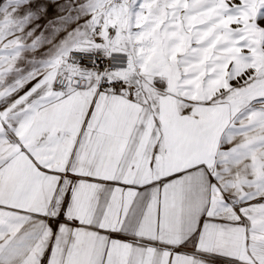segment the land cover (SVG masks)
Listing matches in <instances>:
<instances>
[{"label":"snow or ice","instance_id":"obj_1","mask_svg":"<svg viewBox=\"0 0 264 264\" xmlns=\"http://www.w3.org/2000/svg\"><path fill=\"white\" fill-rule=\"evenodd\" d=\"M74 51L0 39V264H264V0H91Z\"/></svg>","mask_w":264,"mask_h":264},{"label":"crops","instance_id":"obj_2","mask_svg":"<svg viewBox=\"0 0 264 264\" xmlns=\"http://www.w3.org/2000/svg\"><path fill=\"white\" fill-rule=\"evenodd\" d=\"M90 5L91 0H0V39L18 40L15 50L42 60L39 67L80 43L88 32Z\"/></svg>","mask_w":264,"mask_h":264},{"label":"rangeland","instance_id":"obj_3","mask_svg":"<svg viewBox=\"0 0 264 264\" xmlns=\"http://www.w3.org/2000/svg\"><path fill=\"white\" fill-rule=\"evenodd\" d=\"M73 50V49H71ZM70 51V50H68ZM71 52H79V51H71ZM22 53V56L25 55L24 51L21 52ZM49 60H43V64L42 65H39L38 67V62H42V60H31V59H26V58H23L20 62V65L21 67L23 68V70L26 72L27 70H32V69H38L40 67H42L44 64H46ZM36 63V64H35ZM34 67V68H33Z\"/></svg>","mask_w":264,"mask_h":264},{"label":"built area","instance_id":"obj_4","mask_svg":"<svg viewBox=\"0 0 264 264\" xmlns=\"http://www.w3.org/2000/svg\"><path fill=\"white\" fill-rule=\"evenodd\" d=\"M92 55L90 53L86 54V53H81V52H71V58L76 61L79 62L81 64H86L88 57Z\"/></svg>","mask_w":264,"mask_h":264}]
</instances>
